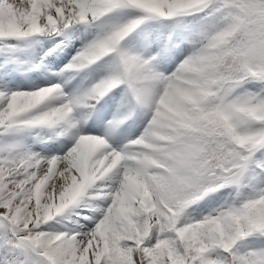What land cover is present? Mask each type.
I'll list each match as a JSON object with an SVG mask.
<instances>
[{
    "label": "snow or ice",
    "instance_id": "obj_1",
    "mask_svg": "<svg viewBox=\"0 0 264 264\" xmlns=\"http://www.w3.org/2000/svg\"><path fill=\"white\" fill-rule=\"evenodd\" d=\"M0 264H264V0H0Z\"/></svg>",
    "mask_w": 264,
    "mask_h": 264
}]
</instances>
